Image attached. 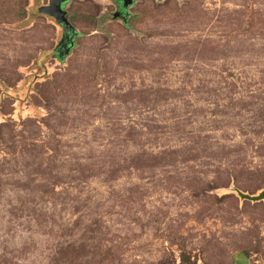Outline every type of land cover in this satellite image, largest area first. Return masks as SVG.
<instances>
[{"label": "rangeland", "instance_id": "rangeland-1", "mask_svg": "<svg viewBox=\"0 0 264 264\" xmlns=\"http://www.w3.org/2000/svg\"><path fill=\"white\" fill-rule=\"evenodd\" d=\"M0 0V264H264V0Z\"/></svg>", "mask_w": 264, "mask_h": 264}, {"label": "water", "instance_id": "water-1", "mask_svg": "<svg viewBox=\"0 0 264 264\" xmlns=\"http://www.w3.org/2000/svg\"><path fill=\"white\" fill-rule=\"evenodd\" d=\"M67 0H47V3L41 5L37 8L39 13H42L46 16L52 17L56 24L61 26V38L59 43L62 44L64 37L71 39L74 34H76L73 26L69 23L66 17V11L63 8V5ZM119 2V9L125 10L128 6H130L134 0H113ZM119 14V10H116L113 13V16L116 17ZM125 11L122 13V17H124ZM63 45V44H62ZM69 47L66 48L65 54L67 53ZM236 195L241 200L248 201H258L264 199V189L257 191L256 193L249 194L246 192H242L238 189H233Z\"/></svg>", "mask_w": 264, "mask_h": 264}, {"label": "flooded vegetation", "instance_id": "flooded-vegetation-1", "mask_svg": "<svg viewBox=\"0 0 264 264\" xmlns=\"http://www.w3.org/2000/svg\"><path fill=\"white\" fill-rule=\"evenodd\" d=\"M113 1V0H112ZM115 4H116V10H119V14L117 15V17H121L122 18V20L124 19V17H122L123 15H122V13L125 11V10H121V9H119V2H117V1H113ZM60 26V25H59ZM60 28H61V26H60ZM61 35H62V33H61ZM75 37V34L73 35V37L71 38V39H69V38H67L66 36L64 37V40H63V42H62V44H60L59 43V41H58V43H56V45H55V47L53 48V53H54V55H55V57H61L62 55H64L65 54V50H66V48L67 47H69V49L73 46V38ZM69 49H68V51H69ZM67 51V52H68Z\"/></svg>", "mask_w": 264, "mask_h": 264}]
</instances>
